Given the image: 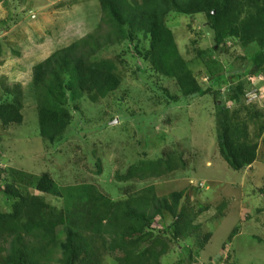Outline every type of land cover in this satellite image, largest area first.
<instances>
[{"label": "rangeland", "instance_id": "rangeland-1", "mask_svg": "<svg viewBox=\"0 0 264 264\" xmlns=\"http://www.w3.org/2000/svg\"><path fill=\"white\" fill-rule=\"evenodd\" d=\"M100 16L97 0H0V88L20 85L24 118L20 125H0V168L35 176L48 172L60 187L93 184L117 200L125 185L114 180L117 170L138 160H153L165 149L182 151L185 168L161 178L129 183L132 189L154 185L159 197L184 190L182 207L202 209L194 221L201 226L200 232L171 243L161 262L212 264L224 256L234 264H264V193L259 192L264 186V117L252 118L251 107L245 108L242 99L234 108L228 101L232 95L239 101L235 85L249 75V55L254 50L242 48L231 38L221 43L220 51H213V33L203 14L189 17L170 13L166 25L173 31L180 55L193 74H198L199 84L207 86L206 94L184 99L173 79L159 76L138 56L136 48L142 50L147 42L137 35L132 42L111 46L96 56L115 57L121 76L119 89L97 103L84 95L69 101L72 120L56 148L40 137L30 86L32 67L93 32L100 25ZM198 50L203 53L198 54ZM208 60L216 63L210 64L215 74L224 75L225 84L220 89L209 84ZM259 89L263 96L257 107L264 111V87ZM215 92L230 106L233 119L247 121L251 140L258 144L256 161L242 171L232 170L218 153ZM248 97H257L254 88ZM0 182L1 188L3 179ZM30 192L55 209L63 206L61 197L33 189ZM0 208L8 211L1 190ZM235 226L238 235L226 243ZM206 232L212 236L200 248L198 240ZM58 239H64L60 232ZM59 256L55 252L54 258ZM101 259L102 264H115L106 252ZM50 264L56 263L53 260Z\"/></svg>", "mask_w": 264, "mask_h": 264}, {"label": "trees", "instance_id": "trees-1", "mask_svg": "<svg viewBox=\"0 0 264 264\" xmlns=\"http://www.w3.org/2000/svg\"><path fill=\"white\" fill-rule=\"evenodd\" d=\"M97 3L100 25L93 32L57 49L32 67L30 86L35 94L39 135L53 148L62 142L71 123L69 101L84 95L91 103H97L121 85L115 57L97 59L98 53L132 42L137 35L147 42L142 50L136 48L138 56L159 76L173 79L184 99L206 94L207 86L199 84L198 74H193L180 55L173 31L166 25L170 13L189 17L203 14L213 33V51H220L221 43L232 38L242 48L254 50L249 55L252 69L248 74L264 75V0ZM202 53L198 50V54ZM205 63L211 75L209 84L220 89L225 84L224 75L213 72V60ZM235 87L239 101L232 95L230 105L234 108L242 99L245 108L251 107L252 118H263L264 111L247 102V78ZM0 89V125L6 128L22 124L20 85H2ZM218 92L213 94L218 153L232 170L242 171L256 161L258 144L251 140L247 121L233 119L230 106H226ZM185 164L182 151L165 149L153 160H138L117 170L114 180L125 184L117 200L102 194L93 184L60 187L48 172L35 176L0 168V190L8 205V211L0 208V264H50L53 260L56 264H102L103 252L110 254L115 264H163L161 257L171 243L177 244L200 232L201 226L194 221L202 209L182 207L184 190L159 197L154 185L133 190L129 183L161 178L185 168ZM30 189L63 198V206L55 209ZM259 192L264 193V186ZM222 208L223 205L219 210ZM168 218L169 224L165 222ZM59 232L63 240L58 239ZM238 233L239 228L233 227L226 243H231ZM211 236L210 232L201 235L199 247L209 242ZM57 251L60 256L54 258ZM223 257L212 264H234Z\"/></svg>", "mask_w": 264, "mask_h": 264}, {"label": "built area", "instance_id": "built-area-1", "mask_svg": "<svg viewBox=\"0 0 264 264\" xmlns=\"http://www.w3.org/2000/svg\"><path fill=\"white\" fill-rule=\"evenodd\" d=\"M248 81L250 83V87L248 92L246 93V98H247V102H252V103H256L259 100V97L262 95L263 96V91H260L259 88H263L264 86V75H256L254 77H248ZM255 89V94L257 97H248L249 93L252 91V89Z\"/></svg>", "mask_w": 264, "mask_h": 264}, {"label": "clouds", "instance_id": "clouds-1", "mask_svg": "<svg viewBox=\"0 0 264 264\" xmlns=\"http://www.w3.org/2000/svg\"><path fill=\"white\" fill-rule=\"evenodd\" d=\"M259 75H261V74H259ZM256 76V75H255ZM248 77H250V75H248L246 78H247V81H248ZM251 77H254V76H251ZM254 105H258V103L256 102V103H254Z\"/></svg>", "mask_w": 264, "mask_h": 264}]
</instances>
